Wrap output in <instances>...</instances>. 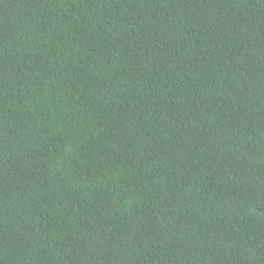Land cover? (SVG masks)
<instances>
[{
  "label": "trees",
  "instance_id": "1",
  "mask_svg": "<svg viewBox=\"0 0 264 264\" xmlns=\"http://www.w3.org/2000/svg\"><path fill=\"white\" fill-rule=\"evenodd\" d=\"M0 264H264V0H0Z\"/></svg>",
  "mask_w": 264,
  "mask_h": 264
}]
</instances>
